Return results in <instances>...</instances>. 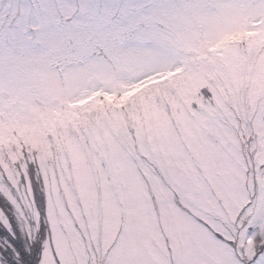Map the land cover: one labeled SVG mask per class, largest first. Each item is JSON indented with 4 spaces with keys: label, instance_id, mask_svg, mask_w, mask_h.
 I'll list each match as a JSON object with an SVG mask.
<instances>
[{
    "label": "snow or ice",
    "instance_id": "1",
    "mask_svg": "<svg viewBox=\"0 0 264 264\" xmlns=\"http://www.w3.org/2000/svg\"><path fill=\"white\" fill-rule=\"evenodd\" d=\"M0 264H264V0H0Z\"/></svg>",
    "mask_w": 264,
    "mask_h": 264
}]
</instances>
